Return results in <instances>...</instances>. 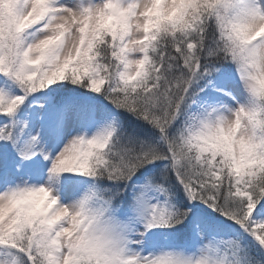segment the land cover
<instances>
[{
  "label": "snow or ice",
  "instance_id": "obj_1",
  "mask_svg": "<svg viewBox=\"0 0 264 264\" xmlns=\"http://www.w3.org/2000/svg\"><path fill=\"white\" fill-rule=\"evenodd\" d=\"M0 264H264V0H0Z\"/></svg>",
  "mask_w": 264,
  "mask_h": 264
}]
</instances>
